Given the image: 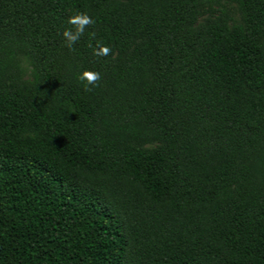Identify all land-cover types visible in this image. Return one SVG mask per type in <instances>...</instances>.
Segmentation results:
<instances>
[{
    "label": "trees",
    "instance_id": "1",
    "mask_svg": "<svg viewBox=\"0 0 264 264\" xmlns=\"http://www.w3.org/2000/svg\"><path fill=\"white\" fill-rule=\"evenodd\" d=\"M0 264H264V0H0Z\"/></svg>",
    "mask_w": 264,
    "mask_h": 264
},
{
    "label": "clouds",
    "instance_id": "2",
    "mask_svg": "<svg viewBox=\"0 0 264 264\" xmlns=\"http://www.w3.org/2000/svg\"><path fill=\"white\" fill-rule=\"evenodd\" d=\"M67 23L71 25L70 28L65 29L61 34L66 42V47L72 48L73 45L80 40L84 35L86 28L93 25L94 20L86 13L77 12L68 18ZM110 49L103 45H98L94 54L97 56H104L110 54ZM78 79L85 83V90L91 91L90 86H97L100 80V74L94 71L85 70L78 75Z\"/></svg>",
    "mask_w": 264,
    "mask_h": 264
},
{
    "label": "rangeland",
    "instance_id": "3",
    "mask_svg": "<svg viewBox=\"0 0 264 264\" xmlns=\"http://www.w3.org/2000/svg\"><path fill=\"white\" fill-rule=\"evenodd\" d=\"M213 14L207 16H214L219 13L227 14L232 17L234 20H239V15L235 9V6L229 3H222L220 7L213 8ZM206 17V16H204Z\"/></svg>",
    "mask_w": 264,
    "mask_h": 264
}]
</instances>
